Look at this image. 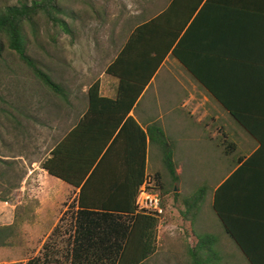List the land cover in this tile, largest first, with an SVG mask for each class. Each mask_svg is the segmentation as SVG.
I'll list each match as a JSON object with an SVG mask.
<instances>
[{"label": "crops", "instance_id": "0c3cea01", "mask_svg": "<svg viewBox=\"0 0 264 264\" xmlns=\"http://www.w3.org/2000/svg\"><path fill=\"white\" fill-rule=\"evenodd\" d=\"M196 1L193 0L194 5H190L192 8L196 6V9L185 14L182 13L189 6L187 0H179L177 3L175 0H168L163 7L156 6L157 1L153 0L152 5L150 2L145 3L143 10L138 7L132 13L125 11L116 14L115 11V24L111 34V41L114 43L113 57H107L104 71L93 81L99 80L101 95L116 98L120 78L107 74L106 69L117 59L137 27L159 16L169 7L167 19L158 23L159 26L168 23V34L165 35V32L158 30L149 37L155 46L168 45L169 52L154 70L132 109L116 128L112 139L125 120L131 116L136 125L126 123L127 129L120 144L122 148L120 152L124 154L130 139L142 141L143 135L139 128L146 132L153 122L160 123L174 146L173 160L176 163L178 179L173 193L174 197H179L185 204L180 214L187 229L183 232V236L187 234L191 242L187 245L188 253L191 246L199 241L203 257L212 260L209 253H214L219 260L216 264H228L230 260L225 259L221 253H237L236 251L241 252V250L225 231L221 220L213 210L216 195L217 200L219 195V203L224 204L229 200L241 210H244L241 203L247 204V217L250 220L247 224L253 235L259 237L260 234H264V136L253 124L251 128L257 133L249 132L228 108L229 105L239 109L240 99L247 96L253 99L255 105L248 112L264 113V0H202L195 4ZM174 4L175 9H172ZM181 22L183 26L178 27ZM126 24L131 25L125 28ZM126 29L127 33H125ZM150 47L149 42L145 44L142 42L138 47L142 53L135 51L136 56L134 55L131 60L132 68L127 72V78H132L133 81L145 78L144 67L146 68L147 62L154 64V60L159 58L157 53L151 52L153 48ZM141 66L142 68L139 69L138 67ZM90 85L84 89L87 101L82 109L78 110L80 115L51 148L83 118L88 109ZM246 87H249V91L245 90ZM150 89L151 95L144 103ZM117 121L118 117H114L112 122L107 124L113 126ZM90 128H92L90 139L100 137L96 132V125L93 124ZM19 138L27 143V121L0 123V234L6 233L4 238H7L16 222V210L23 202L28 182L27 151L18 152L15 146L10 149L14 143L9 142L20 141ZM100 138L103 139L104 134ZM110 143L111 141L107 146ZM147 144L146 173L150 171L158 173L160 171L153 170L150 162L158 155L162 157L161 151L155 146H149V138ZM50 150L40 162L50 157ZM248 158L252 159L248 169L228 183L229 177L242 165L243 160ZM16 171L20 174L16 175ZM42 172L53 188L46 189L44 193L47 196L40 200L42 203L44 200L52 201L49 204H53L54 208L55 203L59 201L64 203L67 195H72L71 202H74L80 194L81 185L89 175V173H74L73 179L81 183L80 186H75L51 175L44 168ZM184 173H190V178L194 179L195 183H199L192 193L189 190L192 180L182 177ZM80 177L82 180H79ZM12 179L18 180V187L12 188L13 186L8 184V180ZM178 182H181L180 185ZM202 186L207 187L205 195H199L190 203H186L185 199L197 193ZM246 189L248 191L244 196L242 190ZM89 191L90 189H87V192ZM69 204H65L63 212L68 210ZM224 207L229 208L225 204ZM77 208L74 206L73 210L76 211ZM167 208L168 203L166 226H171V230L173 228L171 234L178 235L180 233L178 231L175 233L174 230L180 226V223L170 220L168 212L172 211ZM63 212H60V217L49 231L47 238L60 222ZM213 215L218 221L213 219ZM40 218L42 227L44 219ZM32 226L33 232L38 231L37 220ZM162 227L163 225L158 230V242L168 238L166 233H162ZM208 236L215 237L211 248L206 243ZM158 252L159 249L154 255ZM244 258L246 263L243 261L241 263L250 264L245 256ZM203 264L207 263L203 262Z\"/></svg>", "mask_w": 264, "mask_h": 264}, {"label": "trees", "instance_id": "16d2710c", "mask_svg": "<svg viewBox=\"0 0 264 264\" xmlns=\"http://www.w3.org/2000/svg\"><path fill=\"white\" fill-rule=\"evenodd\" d=\"M192 1L187 0L189 6L182 14L191 13L196 9V6L193 8L190 6L194 5ZM201 1L197 0L194 3ZM172 9H175V4L172 5ZM61 13L60 0H33L31 3L20 2L0 7V58L3 57L6 49L11 50L36 77L57 93L63 92V86L51 77L49 72L30 54L29 49L31 44L39 39L42 19L61 25L65 31H72L65 19L60 17ZM168 13L169 7L159 16L137 27L117 59L106 69L107 74L120 78L116 98L101 95L99 80L93 81L88 91V109L83 118L51 148L50 157L41 162V167L51 175L75 186H80L81 183L73 179L74 173H89V175L85 183L81 185L79 196L69 205V207H78L72 214L70 225L64 232L61 231L62 219H60L43 244L40 254L28 259L26 264H147V260L157 250L159 218L139 211L136 198L146 178L148 138L149 146H155L161 151L165 166L173 179L177 181L173 143L160 123L153 122L146 132L139 128L143 135L142 141L130 139L126 144L125 153L121 154L120 144L123 133L127 129L126 123L136 125L131 116L125 120L113 139L112 137L148 84L154 70L169 52L168 45L158 47L153 44V40L149 39L158 30L165 32V35L168 34V23L165 22V26L158 24L163 19H167ZM183 22L179 23L178 27H182ZM142 42L144 44L149 42L150 48H153L151 52L157 53L159 58L154 60V64L147 62L146 68L144 67L146 73L144 79L133 81L132 78H127L126 74L132 68L131 60L134 55L136 56L135 51L142 53L138 48ZM245 90L249 91V87ZM239 102V109L228 105L232 115L252 134L257 131L251 128V124L256 126L264 136V113L248 112L255 105L253 99L247 96L242 97ZM114 117H118V121L113 126L107 124L111 123ZM93 124L96 125V132L100 134V137L104 134L103 139L89 138L90 129H92L90 127ZM110 141L111 143L107 146ZM251 161L252 159L249 160V158L243 160L242 165L229 177L228 183L247 170ZM154 175L162 197L164 195L163 206L166 208V183L161 172ZM79 180L82 178L80 177ZM18 184H13L12 188L18 187ZM87 189L90 191L87 192ZM206 191L207 187L202 186L197 193L185 199V202L190 203L195 197L204 196ZM247 191V189L242 190L244 196ZM221 203H219V195L218 200L216 195L213 210L221 220L225 231L235 241L250 264H264V234L255 237L248 226L247 223L250 222L247 217L248 205L242 202L244 210H241L229 200L224 203L229 208H225ZM63 233L67 235L65 247L63 245L65 248L63 253L66 255L60 259L58 242L53 237ZM214 242L215 237H207V246L211 248ZM195 244L190 248L192 256L190 264H203V262L210 264L212 260L206 259L200 252L199 241ZM212 254L214 253H209L210 256Z\"/></svg>", "mask_w": 264, "mask_h": 264}, {"label": "rangeland", "instance_id": "374dc122", "mask_svg": "<svg viewBox=\"0 0 264 264\" xmlns=\"http://www.w3.org/2000/svg\"><path fill=\"white\" fill-rule=\"evenodd\" d=\"M32 1L0 0V7ZM156 1V6L163 7L168 0ZM148 2L152 5L153 0H60L62 8L60 17L68 23L71 32L65 31L59 24L45 19L41 20L39 39L31 44L29 51L51 77L63 86V92H54L36 77L32 70L22 63L11 50L6 49L3 57L0 58V123L28 122L27 143L20 138V141L11 140L9 142L14 143L10 149L15 146L18 152L27 151L28 182L23 202L16 210V222L11 232L8 233L7 238H4L6 233L0 234V264H26L28 259L39 255L43 244L48 239L49 231L60 217V212H63L65 204L73 203L71 202L72 195L65 197V204L60 201L55 203V208L53 204H49L52 201L41 202L40 199L47 196L44 193L46 189L53 187L43 176L40 161L47 156L54 143L72 127L80 115L78 110L82 109L87 101L84 89H87L93 80L104 71L107 57H113L114 43L111 41V34L115 24V11L116 14L125 11L132 13L138 7L142 9ZM130 25L126 24L125 28ZM127 32L126 29L125 33ZM150 95L151 89L144 103L148 101ZM150 166L153 170H159L163 176L168 189V195L165 197L166 204L168 203L167 209L172 211L168 214L171 221L180 223V226L174 230L175 233L178 231L180 234H171L173 228L171 230V226H166L167 213L165 212L166 220L162 223V233H166L169 239H161L158 242L159 252L151 255L146 263L190 264L192 256L188 253L187 245L191 242L187 234L183 236V232L187 229L180 214L185 204L179 197H174L173 193L177 182L159 155L151 160ZM19 174L16 171V175ZM189 175L190 173H184L182 177L190 178ZM190 179L192 183L189 184L191 186L189 190L192 193L199 183ZM16 183H18L17 179L8 180L9 185ZM180 183L178 182V185ZM73 211V207H69L68 211L63 212L60 222L61 231L64 232L70 225ZM40 217L44 219L42 227ZM213 219L218 218L213 215ZM35 220L38 223V231L33 232L32 223ZM53 238L58 242V257L63 259L66 255L63 251H65L64 242L67 235L63 233ZM236 252L221 253V255L230 260L228 264H242V261L246 263L244 254H241L242 251ZM211 258V264L219 262L214 254Z\"/></svg>", "mask_w": 264, "mask_h": 264}, {"label": "built area", "instance_id": "2783aa9c", "mask_svg": "<svg viewBox=\"0 0 264 264\" xmlns=\"http://www.w3.org/2000/svg\"><path fill=\"white\" fill-rule=\"evenodd\" d=\"M157 180L153 173H146V178L139 188L136 205L139 211L150 213L159 218V227L165 221L166 209L163 206L161 191L157 188Z\"/></svg>", "mask_w": 264, "mask_h": 264}, {"label": "water", "instance_id": "95a60500", "mask_svg": "<svg viewBox=\"0 0 264 264\" xmlns=\"http://www.w3.org/2000/svg\"><path fill=\"white\" fill-rule=\"evenodd\" d=\"M175 190H176V187H175Z\"/></svg>", "mask_w": 264, "mask_h": 264}]
</instances>
